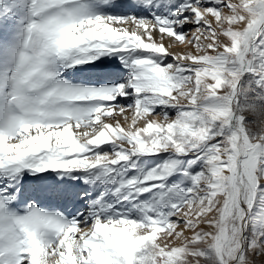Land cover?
I'll return each mask as SVG.
<instances>
[{"label": "snow or ice", "instance_id": "obj_1", "mask_svg": "<svg viewBox=\"0 0 264 264\" xmlns=\"http://www.w3.org/2000/svg\"><path fill=\"white\" fill-rule=\"evenodd\" d=\"M0 264H264V0H0Z\"/></svg>", "mask_w": 264, "mask_h": 264}]
</instances>
